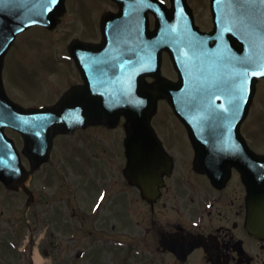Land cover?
Masks as SVG:
<instances>
[{
  "label": "rangeland",
  "instance_id": "1",
  "mask_svg": "<svg viewBox=\"0 0 264 264\" xmlns=\"http://www.w3.org/2000/svg\"><path fill=\"white\" fill-rule=\"evenodd\" d=\"M188 1L197 23L203 29H211L209 0ZM114 7L110 0H67L57 29L33 27L19 35L6 58L3 74L9 97L24 107L57 104L81 82L69 54L70 44L75 39L99 41L101 17ZM161 76L177 79L167 55ZM164 108L158 107L156 123L161 128L165 122L170 123L166 129L172 134L169 139L178 142L180 131L173 126L179 122L167 119L165 115H173ZM248 125L244 134L250 130V143L264 152V79L257 85L245 126ZM123 126H91L59 137L51 161L33 173L29 187L37 194L31 205L22 191L9 192L0 185V264H34L36 250L41 257H36L37 264H152L140 262L135 254L141 233L136 225L138 214H146L150 207L136 203L134 194L119 199L124 195L119 189L125 182ZM54 202L57 206L62 204L61 222L67 226L66 232L56 223ZM96 207L98 214L90 217L89 212ZM76 212L89 219L85 226L81 217L74 216ZM74 232L78 236L71 240ZM25 243L29 247L27 254L22 252ZM79 250H86L87 254L74 263Z\"/></svg>",
  "mask_w": 264,
  "mask_h": 264
},
{
  "label": "water",
  "instance_id": "2",
  "mask_svg": "<svg viewBox=\"0 0 264 264\" xmlns=\"http://www.w3.org/2000/svg\"><path fill=\"white\" fill-rule=\"evenodd\" d=\"M116 1L124 9L126 2ZM140 1L147 5L145 0ZM64 2L0 0V179L9 187L19 186L18 182L13 183L12 174L16 167H21L14 143L5 135L6 127L33 137L39 133L40 136L45 133L51 136L57 131L113 121L120 113H126L134 134L135 128H150V119L159 96L169 98L176 114L186 121L190 104L189 101L185 102L187 81L192 74L200 75V68L205 73H214L219 81L217 87L226 86L230 79L233 84L228 85V90L237 97L236 102L240 108L247 103L249 105V102L251 105L257 79L264 76V0H212L216 24L212 33H202L195 26L193 13L186 0H174L173 11L167 13L165 10L160 15L154 32L149 31L146 19L142 22L139 35L142 39L137 48L143 54V62L137 71V78L127 80L129 84L119 82L123 78L121 76L118 82L114 80L115 72L117 75L128 72L125 65L131 63L128 61L131 53L125 51L123 41L116 38L120 28L115 22L112 23V16L108 15L103 21L105 37L102 45L74 42L70 46L71 54L85 74L87 84L72 90L56 107L23 109L6 95L2 78L5 55L19 32L35 24L55 28L59 22L57 15L63 11ZM146 14H143L144 18ZM125 27L131 31L132 37L136 30H131V21H127ZM236 41L240 46H236ZM115 43L118 46L110 54L109 48L115 46ZM129 46L134 47L133 44ZM163 50L170 52L181 81L173 83L162 80L153 88H148L145 77L159 74ZM190 59L196 61L194 71L190 68ZM223 61L231 63L230 72L234 79L231 75L229 78L224 71L226 67H223ZM34 122L36 124L29 125ZM29 146L34 147L33 144ZM130 159L128 177L132 183L141 182L144 185L149 180V173L140 171L137 166L146 164L145 160L138 156L136 158L135 153L131 154ZM247 167L249 169L241 166L250 175L251 182L257 176L264 179V157L250 151V165ZM262 188L264 185L260 190ZM257 190L250 184L251 227L256 235L264 238V198L258 196Z\"/></svg>",
  "mask_w": 264,
  "mask_h": 264
},
{
  "label": "flooded vegetation",
  "instance_id": "3",
  "mask_svg": "<svg viewBox=\"0 0 264 264\" xmlns=\"http://www.w3.org/2000/svg\"><path fill=\"white\" fill-rule=\"evenodd\" d=\"M165 1L170 6V0ZM113 10L118 11L116 8ZM246 128L248 130L249 125L244 124L243 133ZM85 129H76L72 134L56 135L47 163L43 166L53 158V149L59 137L74 135ZM123 129L126 138L127 129L124 126ZM187 133L183 140L185 143L181 144L170 141L172 134L169 131L164 133L163 146L174 158V169L171 175L164 176V185L154 201L146 200L142 189L132 186L127 180L124 148L125 165L122 173L125 182L119 189L124 195L119 199L124 200V196L134 194L136 203L150 207L146 214L141 213L140 217L138 214L136 225L141 233L136 245L137 257L140 262L150 261L152 264H264V240L250 232L247 205L249 195L241 175L232 169L227 181L212 183L208 175L197 169L194 145ZM244 136L250 147V130ZM175 153L182 159L176 160ZM57 156L62 158V155ZM45 173L48 174V171ZM108 195L106 192L105 197ZM35 198L33 195L32 202ZM32 202L28 197V204ZM54 205L57 209L56 223L59 222L60 229L66 232L67 226L61 222L62 204L57 206L59 204L54 202ZM74 216L81 217L78 212ZM81 219L82 226L89 222L87 217ZM74 233L76 239L78 233Z\"/></svg>",
  "mask_w": 264,
  "mask_h": 264
}]
</instances>
